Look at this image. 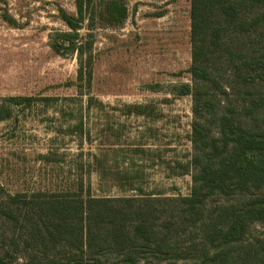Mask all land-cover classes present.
<instances>
[{
    "label": "trees",
    "instance_id": "16d2710c",
    "mask_svg": "<svg viewBox=\"0 0 264 264\" xmlns=\"http://www.w3.org/2000/svg\"><path fill=\"white\" fill-rule=\"evenodd\" d=\"M189 1L190 83L171 88L193 102L189 195L95 196L81 187L10 194L0 187V264H264V238H247L252 224H264V0ZM94 6L75 0L74 14L60 8L67 30L50 43L57 54L80 57L77 78L88 85L90 28L119 27L128 17L124 0ZM31 101L4 99L0 122L11 118L10 105ZM126 108L149 114L139 104Z\"/></svg>",
    "mask_w": 264,
    "mask_h": 264
},
{
    "label": "rangeland",
    "instance_id": "374dc122",
    "mask_svg": "<svg viewBox=\"0 0 264 264\" xmlns=\"http://www.w3.org/2000/svg\"><path fill=\"white\" fill-rule=\"evenodd\" d=\"M124 3L121 26L90 28L88 85L77 78L80 57L50 46L67 30L59 9L74 14L75 0H0V104L32 98L28 107L10 105L11 118L0 122V187L10 194L81 187L95 196L189 195L193 102L171 88L190 83V1ZM135 104L149 114H129ZM247 238H264V224H252Z\"/></svg>",
    "mask_w": 264,
    "mask_h": 264
}]
</instances>
